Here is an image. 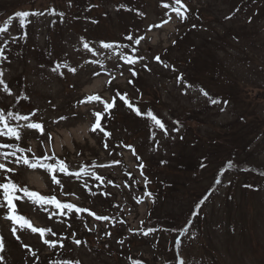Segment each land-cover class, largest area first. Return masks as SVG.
I'll return each mask as SVG.
<instances>
[{
  "label": "rangeland",
  "instance_id": "374dc122",
  "mask_svg": "<svg viewBox=\"0 0 264 264\" xmlns=\"http://www.w3.org/2000/svg\"><path fill=\"white\" fill-rule=\"evenodd\" d=\"M242 1L182 0L190 11L181 22L171 7H163L164 4L176 6L174 0H0V27L7 28L0 34V47H5L8 56L0 67L12 93H6L0 85V109L20 115L38 109L32 122H43L46 133L54 137L49 143L38 130L24 129L21 140L0 136V144L31 148L36 157L43 156L46 148L54 149L71 171L91 166L93 162L111 165L94 169L104 177L103 184L94 177L77 179L57 173L63 188L53 184L42 169L8 163V167L17 169L8 175L30 190L55 194L58 199L88 208L97 215L116 218L97 221L88 213H73L49 219L52 209L37 208L27 199L17 201L20 214L34 226L51 227L57 236L46 234L41 238L39 233L20 229L18 225L13 235V222L5 218L7 210H0V234L5 242V251L0 253L4 256L3 264L64 261L179 264L181 258L185 264H264V125L249 136L243 134V125L238 123L243 112L264 121V17L250 25L253 17L245 16L242 6L238 10ZM257 3L254 10L263 7L264 0ZM90 5L98 7L90 8ZM21 11H39L43 15L28 17L30 23L22 26L16 17ZM61 12L63 18L59 16ZM169 15L171 20L163 28L147 32L149 25L168 19ZM192 25L196 27L191 28ZM244 28L254 37V45L247 39L236 43ZM25 32L27 38L23 39ZM145 32L147 42L135 46L138 51L132 53L127 35L132 33L135 39ZM222 32H227L229 39L215 67L218 74L213 76L217 80L221 78L218 83H200L210 85L213 92L209 96L221 100L220 105H213L195 84L191 87H188L190 82L180 84L178 76L190 69L204 74L194 75L199 79L209 77L210 70H203L207 55L199 58V54L206 39ZM84 40L96 51L84 49ZM100 41L128 44L121 51L146 59L129 65L117 52L103 49ZM156 55L163 64L154 59ZM93 60H99L100 64L91 63ZM57 63H67L77 71L72 73L61 67L53 72ZM132 68L138 75H132ZM96 72L100 75H94ZM112 76L115 79L109 84ZM229 79L237 82L232 88ZM128 80L137 85L128 87ZM124 89L134 92V98H140L138 103L144 99L155 106L164 124L167 119V134L159 129L151 135L145 123L125 116L127 112L120 102L112 109L110 122L108 119L105 124L112 134L110 138L99 131H89L94 122L93 113L103 111V104L80 101L99 94L111 102L117 90L123 94ZM225 99L229 101L226 106ZM60 116L68 120L54 123ZM5 151L12 149L0 148V153ZM32 153L26 154L31 158ZM12 159L9 157V161ZM116 160L120 163L113 164ZM0 162H5L2 156ZM141 162L145 165L143 174L138 167ZM228 162L234 166L228 168ZM222 170L223 178L217 190L204 202L202 211L197 208L191 222H187L200 201L194 206L195 202L210 189ZM108 180L113 183L108 184ZM186 226L187 232L180 231ZM148 228L158 231L148 236L140 231L129 232V229ZM108 232L110 236L106 235ZM72 233L81 240L80 245L73 242ZM62 236L68 237L63 248L59 244L52 248L43 243L44 239L58 240ZM121 240L123 245L119 243ZM29 249L37 252L38 260L30 255ZM132 252L135 259L130 257ZM56 254L60 256L55 257Z\"/></svg>",
  "mask_w": 264,
  "mask_h": 264
},
{
  "label": "snow or ice",
  "instance_id": "6c2138e0",
  "mask_svg": "<svg viewBox=\"0 0 264 264\" xmlns=\"http://www.w3.org/2000/svg\"><path fill=\"white\" fill-rule=\"evenodd\" d=\"M174 3L176 6H170L168 4H164L163 7L169 8L171 7V11L175 12L177 17L181 19V22L187 19V13L190 11L188 7L182 3V0H174ZM92 7H98V5H90V8ZM120 7H124V5H120ZM52 14H56L55 9H52ZM38 15H43L42 12L35 11V12H29V11H21L16 13V17H19L20 24L26 25L30 23V21L27 19L30 16H38ZM140 15H145L144 13H140ZM59 16L63 18L64 13H59ZM230 18V17H229ZM12 18H9L11 20ZM171 20V16H168V19L161 20L159 23L149 25L147 28V32H151L154 28L155 29H160L163 28L164 25L169 23ZM93 23H97V21L93 20ZM193 28L196 27V25H192ZM7 31V28L5 27H0V34H4ZM147 32H145L142 35H138L133 38L132 33H129L126 37L127 41H130L132 46H131V51L132 53H136L138 51V48L135 46L141 45L142 42H147ZM23 39L27 38V33L25 32L23 34ZM15 40V38H13ZM82 40L84 38H81ZM176 41H173V44H175ZM100 45L103 49H108L112 50L114 52H117L122 60H124L127 64L129 65H135L139 61H143L146 59L144 56H133V55H128L125 54L121 49L129 47L128 44H120L118 42H104L100 41ZM83 48L90 51V52H95V48L91 46V43L87 40H84L83 42ZM166 51V49H165ZM154 59L163 64V60L159 55H156ZM8 60V56L5 54V47H0V64H3L5 61ZM91 63H96L100 64L99 60H93ZM43 67V66H42ZM67 68L70 72L76 73L77 68L75 67H69L67 63H64L61 65L60 63H57L55 67L52 68L53 72H57L59 69ZM144 68L147 69V64L143 65ZM164 67H170L167 64H164ZM132 71V75L136 76L138 73L135 71L134 68L130 69ZM150 71V69H148ZM61 75H63V72H60ZM4 69L0 67V85L3 86V90L8 93H11V89H9L8 84L4 80ZM94 75L99 76L100 73L96 72ZM122 75V73H121ZM115 79V76H112L111 79L108 81L109 84H111V81ZM183 74H180L178 76V81H183ZM129 83H133V81H129ZM188 87H191V85H188ZM203 95L205 97L209 98V101L213 105H220L221 100L219 98H212L209 96V93L207 91H204L201 89ZM120 97V99L124 100L127 97V93H124L121 95L119 91L117 90L116 95L112 97L111 102L108 100L102 99V97L99 94H94L87 96L85 100L80 101V103H86V102H100L103 104V111H95L93 113L94 116V122L91 124L89 131L92 133H96L99 131L100 133H103L105 137L110 138L111 137V132L107 131L106 125L102 124V120L105 117V114L111 115V110L115 107L116 104V98ZM25 99H28L29 97L25 96ZM229 103L228 100H223V105H227ZM129 107H134L131 103L128 104ZM54 107V106H53ZM223 110V108L221 109ZM39 111L38 109L33 111L32 113L28 115H20L19 113H13V112H5L3 109H0V136H6V137H12L15 138V140L19 141L22 138V132L24 129H32V130H38L39 133L44 136L46 135V138L49 143L52 142L54 137L52 134L46 133L45 127L43 122H32V117L36 115V112ZM135 111L137 112L138 115L142 114L139 108H135ZM148 116H151L154 124L156 127L159 129L163 130L165 134L168 133V130L165 126V124L158 119L155 115L151 113V111H148L146 113ZM68 120V117L66 116H60L57 121H54V123H59V121H66ZM12 121H24V124H13ZM179 124V121L176 122ZM174 131H179V128H174ZM180 139H183L181 136ZM105 148L108 147L107 140L104 142ZM124 147H132L125 145ZM0 148H10L12 151H5L0 153V156L3 157V160L5 162H0V175H3L4 181L0 182V190H2V193H0V210L6 209L7 213L5 218L13 222V227L11 229L13 235H15L17 231V225L19 226L20 229H28L32 233H39L40 237L43 238L45 237L46 234H50L51 237H56L57 233L53 231L51 227H37L33 225V222L25 217L24 215L20 214L18 211V205L17 201L23 202L25 199L30 201L33 205H35L37 208L43 209L45 211H49V209H52V211L49 212V219H51L53 216H67L69 214H81V213H88L90 216L94 217L95 220L97 221H114L116 220L115 217H109V216H101L97 215L96 212L91 211L88 208H83L79 207L78 205L72 203V202H66L62 201L57 198L55 194L52 195H43L38 191L30 190L29 187L27 186H21L18 182L13 181V179L8 175L9 173H15L17 169L15 167H8V163H12L15 165H23L27 166L29 169L36 170V169H42L45 172H47L50 176V180L53 184L60 186L63 188L61 180L58 178L57 173H62L66 176L70 177H75L77 179H82L83 177H94L97 181L100 182V184L105 183L104 177L98 175L94 169L96 167H109L111 165H96L95 162L91 166H82L78 171H71L69 169V165L64 161L61 160L59 157L56 156L55 150L54 149H45L44 155L41 157H36L34 153H32L31 148H22L17 144H0ZM51 151V155L48 154V152ZM133 154L135 155V149H132ZM20 153V155H18ZM26 153H32L31 158L29 155ZM9 157H12L13 159L9 161ZM137 159L139 160L140 158L137 156ZM55 161V162H50V161ZM113 164H119L120 161L116 160L112 162ZM232 162H228L227 167L231 168L233 167ZM138 167L141 169V173L143 174V169L145 165L141 162ZM128 175H131L129 173ZM217 183L220 181L217 180ZM108 184H112L113 182L111 180L107 181ZM145 183H148L145 181ZM85 187L88 188L87 183H85ZM119 187V185H117ZM247 187H251V185H248ZM89 191L91 189L89 188ZM18 193L20 195H18ZM103 195H111V193H102ZM65 195H75L74 193H65ZM95 195V193H93ZM147 195L150 197L152 194L149 192ZM208 197H204V200H207ZM203 203V202H201ZM199 215V213H197ZM120 223H124V221H119ZM141 224H143V221H141ZM68 227L70 228L71 225L69 224ZM89 231H92V229H89ZM134 231H140L143 233V235L148 236L150 233H154L158 231L155 228H148V229H139V230H134V229H129V232H134ZM180 231L182 232H187L188 227H184ZM72 239L73 242L76 245L81 244L80 239L75 238V233H72ZM106 235L110 236L111 233L108 232ZM15 238L17 240H20V236L16 235ZM68 237L62 236L58 240L54 239H44L43 243L46 245H49L52 248H55L57 244L61 248L64 247V240L67 239ZM121 245H123L124 241L121 240L119 241ZM25 248H28V245H24ZM5 251V242H4V237L2 234H0V253H3ZM30 255L34 257L35 259H39V256H37L36 251H32L29 249ZM4 261V256L0 255V264H3ZM59 264H80L79 261H64V262H59ZM133 264H140L139 261H134ZM179 264H185L184 260L181 258L179 260Z\"/></svg>",
  "mask_w": 264,
  "mask_h": 264
},
{
  "label": "trees",
  "instance_id": "16d2710c",
  "mask_svg": "<svg viewBox=\"0 0 264 264\" xmlns=\"http://www.w3.org/2000/svg\"><path fill=\"white\" fill-rule=\"evenodd\" d=\"M256 5H258L257 0H243L241 5H239V7H238V10L240 11L241 10L240 8L242 6V12H243V14L245 13V16H247V17L252 16L253 17L254 21L249 22L250 25L257 23L259 19L264 17V8H263L264 5H263V7H260L259 9L254 10L253 8ZM245 7H247L246 10H244ZM192 12H193V8L191 10V13ZM191 28H193V27H191ZM190 31H193V29H190ZM253 38L249 35L247 28H244V29H241L240 34H239V39H238L239 41L236 43L238 44V43H240V41L247 39L248 41H250L254 45V43L252 41ZM227 39H229V34L227 32H222V34L221 33L217 34L216 37L212 36L211 38L206 39V43H204V46L202 47L203 51L201 52V54H199V58L204 56V54L207 55V60L205 61V65L203 67V70H205V71L210 70L211 73H210L209 77L199 79L198 77H196L194 75H197L199 77H203L204 74L201 71L196 72V71H191L190 69H187L186 72L182 71V73H180V74H183V78H184L183 81H180V84L190 82L189 85L192 86V84H195L199 90L203 89L204 91H207L209 94H211L213 92L211 89V86L210 85H203L200 83L203 81L210 82V83H214V82L218 83L219 82V79L221 77H219V79L217 80L213 76L218 74L217 71L215 70V67H216V64L221 61L219 59V57H220L221 52L224 51V45H225V42H227ZM182 50H184V48H182ZM193 50H195V49H193ZM197 50H198V48H197ZM198 52H200V51H196V53H198ZM162 55H166V54L163 53ZM237 56L245 59L244 56H241L238 53H237ZM192 59H193V56L188 59V62L191 61ZM129 81L130 80H128V87H129V85H131V86L137 85L134 83L133 80H132L133 83H129ZM228 83L231 86V88L235 84H237V82L234 79H229ZM128 87H126L125 89H127ZM119 93H121V92H119ZM124 93H127V97L124 100H122L120 98H119V100L116 99V104H117V102H120L122 107H124L125 111L127 112L125 114L126 117L136 121L137 123H145L148 126L150 134L155 135L157 133V131L159 130V128L155 126L151 116H148L146 113L148 111H151V113L153 115H155L158 119H160L162 121L164 118L161 116L159 111L155 108V106L151 102H147L144 99L141 103H138L140 101V98H134V92H130V91L125 90L123 92V94ZM217 93L219 95H222V96L227 95V93H220V92H217ZM123 94H121V95H123ZM129 103L134 105V107H129L128 106ZM116 104H115V106H116ZM135 108H139L142 114L138 115L137 112L135 111ZM253 115L254 114L251 115V114H248L246 112H243L242 117L240 118V121H238V123L243 125V130H241V131H243L244 135L250 136L252 134H256L259 131L260 127H263V125H264L263 120L257 119V117L253 116ZM112 116H113V111L111 110V115L105 114L104 119L101 121L102 124H106L108 119L110 122V119L112 118ZM164 122H165V126L168 130L169 126L167 124V119H165ZM1 144H4V143L1 142ZM104 150L107 151L106 149H104ZM220 168H223V165ZM226 168H224L223 170H225ZM223 170L221 171V173L218 174V176L216 177V179H215L213 185L210 187V189L195 202L194 206L196 204H198V201H200L199 205L188 216V218L186 220L187 222H189V223L191 222L197 208L200 207L198 210L202 211V209H203L202 206H203L204 202L206 201V200H204V197H206V196L210 197L217 190L218 183L216 181L222 180L223 173H224ZM3 178L0 177V181H2V180L4 181ZM172 185L173 184L171 183V186ZM195 200H196V198H195ZM201 202H203V203H201ZM59 256H60L59 254H56L55 257H59ZM130 257L135 259L133 252L130 254Z\"/></svg>",
  "mask_w": 264,
  "mask_h": 264
}]
</instances>
